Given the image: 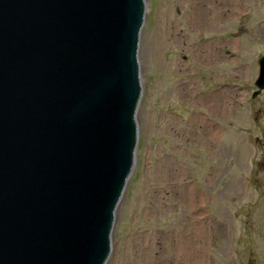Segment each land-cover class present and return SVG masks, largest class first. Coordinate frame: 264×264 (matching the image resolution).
<instances>
[{
    "label": "water",
    "instance_id": "95a60500",
    "mask_svg": "<svg viewBox=\"0 0 264 264\" xmlns=\"http://www.w3.org/2000/svg\"><path fill=\"white\" fill-rule=\"evenodd\" d=\"M144 19L145 0H0V264L106 263Z\"/></svg>",
    "mask_w": 264,
    "mask_h": 264
},
{
    "label": "rangeland",
    "instance_id": "374dc122",
    "mask_svg": "<svg viewBox=\"0 0 264 264\" xmlns=\"http://www.w3.org/2000/svg\"><path fill=\"white\" fill-rule=\"evenodd\" d=\"M233 1L218 28L190 0H145L139 140L105 264H264V0ZM217 42L216 62L198 53Z\"/></svg>",
    "mask_w": 264,
    "mask_h": 264
},
{
    "label": "bare ground",
    "instance_id": "6f19581e",
    "mask_svg": "<svg viewBox=\"0 0 264 264\" xmlns=\"http://www.w3.org/2000/svg\"><path fill=\"white\" fill-rule=\"evenodd\" d=\"M238 0H234L233 3L236 4ZM226 0H190V16L191 21L199 26L207 27H218L221 28L222 23L224 22V11H225ZM209 12H215L216 16L213 21H210L207 14ZM196 16L198 20L196 19ZM193 18V20H192ZM196 20V21H195ZM194 24V25H195ZM179 35L177 31L176 37ZM205 45L206 48L198 52L200 55L203 54V57L209 61L212 59L213 62H216L219 58L218 50L222 46L221 42H217L214 46ZM139 55V53H138ZM211 98V108L215 112L220 109H225V105L228 104V100L225 97L219 96L218 94L210 96ZM187 246V245H186ZM189 254V253H188ZM187 254V256H188Z\"/></svg>",
    "mask_w": 264,
    "mask_h": 264
},
{
    "label": "flooded vegetation",
    "instance_id": "af4514ba",
    "mask_svg": "<svg viewBox=\"0 0 264 264\" xmlns=\"http://www.w3.org/2000/svg\"><path fill=\"white\" fill-rule=\"evenodd\" d=\"M263 134H264V132H263ZM255 141L258 144L261 140L257 137Z\"/></svg>",
    "mask_w": 264,
    "mask_h": 264
}]
</instances>
